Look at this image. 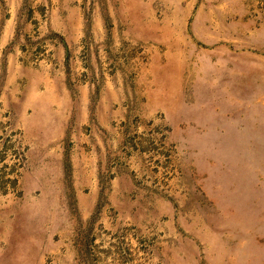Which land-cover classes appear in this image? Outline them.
<instances>
[{"label":"rangeland","instance_id":"rangeland-1","mask_svg":"<svg viewBox=\"0 0 264 264\" xmlns=\"http://www.w3.org/2000/svg\"><path fill=\"white\" fill-rule=\"evenodd\" d=\"M57 52L117 111L59 166L8 69ZM0 197V264H264V0H0Z\"/></svg>","mask_w":264,"mask_h":264},{"label":"crops","instance_id":"crops-1","mask_svg":"<svg viewBox=\"0 0 264 264\" xmlns=\"http://www.w3.org/2000/svg\"><path fill=\"white\" fill-rule=\"evenodd\" d=\"M52 26L58 27L55 20ZM56 60L57 68L41 63L36 66L16 61L9 63V74L14 79L11 83L13 103H9V107L15 111V119L21 124L25 140L31 141L33 146L35 141H42L44 147L37 151L39 156H55L59 166V158L67 154L61 144L63 141L94 139L109 125L110 118L117 115V111L106 97L107 91L93 101V91L87 84L69 82L71 78L67 76L65 57L57 52ZM33 146L30 149L35 150ZM34 177L29 180L28 172L22 175L20 181L25 190L39 188L41 177L38 174ZM2 200L0 197V202ZM4 219L1 211L0 227Z\"/></svg>","mask_w":264,"mask_h":264},{"label":"trees","instance_id":"trees-1","mask_svg":"<svg viewBox=\"0 0 264 264\" xmlns=\"http://www.w3.org/2000/svg\"><path fill=\"white\" fill-rule=\"evenodd\" d=\"M82 245H83V244H82ZM85 246H86V245H85ZM85 246H84V247H82V248L84 249V251H86V247H85ZM82 248H81V250H82Z\"/></svg>","mask_w":264,"mask_h":264}]
</instances>
